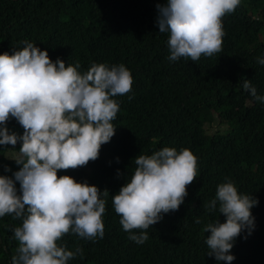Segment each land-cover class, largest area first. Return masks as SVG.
Masks as SVG:
<instances>
[{"label": "trees", "instance_id": "obj_1", "mask_svg": "<svg viewBox=\"0 0 264 264\" xmlns=\"http://www.w3.org/2000/svg\"><path fill=\"white\" fill-rule=\"evenodd\" d=\"M167 0H0V54L24 47L47 49L53 61L124 64L134 78L131 92L113 97L120 111L115 135L102 145L99 158L77 169L60 170L77 181L109 190L103 216L105 235L95 242L74 234L59 242L83 249L68 264H227L208 256L209 223L226 217L205 208L222 183L233 182L241 194L258 198L252 208L255 228L236 238L231 264H264V103L242 87L250 80L264 96V0H241L223 18L222 51L199 61L168 59V33H160L157 4ZM132 97V99H129ZM10 132L23 134L13 118ZM0 145V175L13 176L22 165L14 158L21 143ZM164 147L189 149L198 158L197 178L179 210L146 231L137 244L120 224L112 197L134 174V158ZM10 168L11 171L6 169ZM118 170L124 175L118 176ZM19 191L20 183L16 182ZM200 223H196V219ZM21 219L0 217V264H13L19 242L14 229ZM139 232L140 230H133Z\"/></svg>", "mask_w": 264, "mask_h": 264}, {"label": "clouds", "instance_id": "obj_2", "mask_svg": "<svg viewBox=\"0 0 264 264\" xmlns=\"http://www.w3.org/2000/svg\"><path fill=\"white\" fill-rule=\"evenodd\" d=\"M240 4L241 0L157 4L160 33L169 34L168 59L196 62L221 52L226 34L223 18ZM22 43L24 47L13 53L0 54V145L15 149L21 143L18 155L11 159L22 165L13 176L0 175V217L22 220L13 230L19 242L13 264H68L78 255L83 258V249L68 250L59 242L69 233L93 242L102 239L110 192L58 172L99 158L102 145L116 131L113 121L120 105L113 97L131 92L134 78L124 64H93L81 73L78 62L53 61L47 49L42 51L26 40ZM257 63L264 65V59L257 58ZM242 87L264 103L250 80ZM13 118L24 129L22 135L8 129ZM134 163V174L127 175L112 204L129 239L143 244L150 226L163 214L179 210L188 186L197 178L198 158L189 149L164 147L151 155H138ZM258 203V198L241 194L231 181L218 186L215 199L205 208H218L226 220L205 226L204 231L211 233L206 239L208 256L231 264L236 238L245 230L250 235L255 228L251 210Z\"/></svg>", "mask_w": 264, "mask_h": 264}]
</instances>
